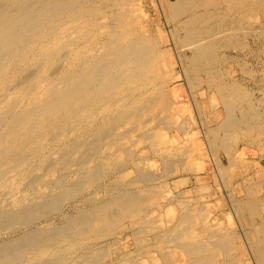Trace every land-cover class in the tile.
<instances>
[{
	"label": "bare ground",
	"instance_id": "6f19581e",
	"mask_svg": "<svg viewBox=\"0 0 264 264\" xmlns=\"http://www.w3.org/2000/svg\"><path fill=\"white\" fill-rule=\"evenodd\" d=\"M214 1L215 0H176V6L167 3L170 1L166 3L170 4V6L172 5L169 8L172 14L180 16L182 10L178 9L179 5L182 6V9L188 7L185 11L190 12H192L194 8H197V6H201L202 8L216 7L215 9H217L218 5L215 4ZM219 1L232 2L234 9H242L243 6L241 4H243L244 7L246 4V8L254 10V6L257 7L258 4L264 0ZM138 3L139 0H0V220L6 219L11 222V219L13 220L16 218L17 220L18 217L25 218L31 210L37 209L40 211V209L36 208V205L43 201V199L55 197V192L58 191H51L50 193L49 189L46 187V182H43L46 179L42 180L45 176L44 170L51 164L50 160L62 162L67 169L64 171L66 172L65 174L68 173L69 175L70 171L77 170L73 167V164L85 167V165L88 166L91 162L95 163L102 160L112 161L111 159H116L119 161L122 156H127V154H129V144H131L134 131L142 127L147 128V126L160 121H162L161 123H174L172 120L176 113H185V115L188 113V120H192L191 123L193 124V119H191V108L196 110L197 114L204 110V103L206 100H196L190 87L188 92L174 91L171 97H169V94L163 93L161 89L162 81L158 78L157 72L159 71L157 67H159V65L166 66L165 63L170 62V60L167 59L168 57L163 53H157L153 50L156 45L151 43L153 41L149 39V31L145 17L148 12L144 15ZM249 3L251 4L249 5ZM161 7L160 5L159 12L164 19V12L162 13L163 9ZM192 14L193 13H190L184 20L182 19V23L178 21L180 23L179 25L186 28V30L184 29L183 38L187 43L183 45L185 46L184 49L190 52V55L187 57V60L190 61L189 63L192 66L190 72L192 73V70L199 71L205 69L209 76L208 78H211L210 80H217L218 74H214L211 68H206L207 65L205 67L203 62H198L201 56L208 57L211 49L199 42L201 41L200 36L202 35L200 34L201 28L199 30L201 26H199V24L201 22L199 21V15ZM176 18L173 16L171 20ZM165 20L168 19L165 18ZM210 21L212 20L210 19ZM102 35L107 36V41L105 43H99V38ZM211 43L213 45V42ZM182 60L184 59L177 53L175 63L181 68H179V70H181L180 77L183 81V79L185 80V68L181 65ZM76 62L82 63V67L79 70L74 69L72 66V63ZM171 65L174 64L171 63ZM57 66L60 67L59 70ZM62 68L65 71L63 74L59 72ZM55 74H58V76H55ZM53 75L56 79L53 78ZM52 78L54 80H52ZM195 93H197V91ZM216 93H218L217 98H219L220 103L230 117L228 128L235 127L237 121L232 117L234 101L245 99L248 92L243 91L238 86H220ZM210 101L212 100H208L207 102L210 103ZM175 105H179L182 108L176 110V113H173V107L176 108ZM111 113H114V115L111 116L112 118L107 119L109 118L108 115H111ZM49 121L51 122V127H49L51 128V132H45L43 126L45 123H49ZM238 122L242 125L245 124L243 120H238ZM101 123L104 124H102L103 129L102 132L99 133L98 138L92 139L93 137H91L93 142L94 140L96 141V144H93L91 142L92 140L89 139L93 146L95 145V149L88 144V141L84 146L86 147L84 150H82L84 148H82L84 142L82 143L79 139L73 141L76 143L72 145L70 142L71 140L68 141V139H71L76 133L85 136V133L96 124L98 127L96 128L99 130L101 127H99L98 124ZM168 127L169 129L171 128L170 126ZM161 133L149 132L151 137L163 139ZM93 134H95V132H93ZM195 134V132L186 134V139H184L185 144H189L190 150H188V152L190 156L203 154L201 151L202 144ZM150 135H148V137H150ZM151 137L149 139H151ZM166 138H168V136ZM81 139L83 140V138ZM169 139L171 138L169 137ZM132 140L134 141V139ZM174 143L177 144L176 141H174ZM52 144L55 146H63L62 148L60 147V151L58 150L59 153H57V156L54 153L55 146H51ZM169 144V142H163L166 148ZM163 145H161L160 148H162ZM157 148L159 149V147ZM158 149L156 150L158 151ZM222 149L228 151L229 147L224 144ZM176 150L180 152L181 149ZM159 151H161V149ZM170 154L171 153H169L168 156ZM179 157H181V155ZM170 159L169 161H171ZM108 162L109 161L106 162V167H108ZM167 164L170 165V163ZM101 166H103V164ZM164 166H166L165 163ZM94 171H96V169ZM36 174L38 176L33 179L32 176ZM60 175L62 174L58 176ZM49 177L46 178L52 182ZM84 177L82 179L83 181L86 180ZM66 178L64 179L66 180ZM56 180L59 182L62 181L61 178L60 180L55 179V181ZM149 180L151 181V179ZM25 182H33V184L27 187H21V184L23 185ZM68 185L61 183L60 190H68ZM57 187L59 186H56V188ZM74 188L76 187L74 186ZM32 191L35 193L34 195ZM148 191H150V189ZM5 192L6 194L3 195ZM29 194L35 196L34 200H30V202H28ZM155 194L157 193H154V195ZM129 195L134 194L130 193ZM118 198L119 197H117L116 201H113L110 206L103 209V207H105L104 205L101 208L102 210H99L100 212L97 214L95 213L96 215L92 217H87L85 219L81 214L83 216L81 218L82 220H76L77 222L71 224L69 230L65 228V230H68L67 232H64L60 238L50 240V243L43 241V238L47 235L46 233L45 235H41L42 233H34L33 235H29L25 240L17 243L13 240L12 242L0 245V264H58L62 259L65 258L66 260L73 252V255L75 254V249L78 245L74 242L73 238L76 236H79V238L81 236L83 237L92 230L98 233L115 232V229L125 220L130 221V227H133L134 230L138 232L136 238L134 237L136 233L134 236L132 235L135 238H133L135 244L153 236L154 230L155 232L159 231V233L165 231L166 227L160 226V224L156 229L154 227L153 230H141L142 226L148 224L150 220L152 221V217L147 216L145 211L149 207L159 206V197H154L153 199V197L149 195L147 199H139L132 196H128V198L125 196L123 198ZM106 204L109 205L108 202ZM196 204L198 205V203ZM55 205L57 206V204ZM179 206L183 209L186 207L185 202H183L182 205L179 204ZM34 207L36 209H33ZM191 211L187 210L184 212V215H181L179 220L177 219L178 221L175 222V225L172 226L170 231L175 230V233L176 231H181L186 228V223L195 225L193 222L195 221V219L193 220L194 213ZM36 213H38V211ZM44 214H41V216ZM32 215L34 214L32 213L30 216ZM78 217L81 216L79 215ZM23 219H18L20 225L23 223L21 222ZM28 220L27 221L30 223V219ZM212 220L216 221L217 218H212ZM4 223L2 221V224ZM25 224L27 225V223ZM261 228L264 233V224ZM226 230H228V228ZM172 231L170 234L174 233ZM215 231L214 233H216ZM49 232L50 231L47 233ZM96 232L91 233L93 234ZM186 232H189V230L182 231L183 237L184 235H188ZM191 232L193 234V230ZM55 233L57 234L58 232ZM104 235L105 234H103V236ZM207 235L211 236V234ZM88 236L90 237V235ZM163 236H165V234ZM195 237L197 238V236ZM212 240L214 241H210L211 244L202 242L201 245H185L186 248H178L177 246V250L174 249L172 252L166 251L164 256H162V258L160 257L161 261L164 264H235V261L229 255L230 250L232 251L233 249H230V245L232 244L231 241L225 245L221 240L215 238ZM87 241L88 239L86 242ZM218 250L225 254V260H219V254H217ZM183 258L186 259V262ZM126 264L141 263L132 262Z\"/></svg>",
	"mask_w": 264,
	"mask_h": 264
},
{
	"label": "rangeland",
	"instance_id": "374dc122",
	"mask_svg": "<svg viewBox=\"0 0 264 264\" xmlns=\"http://www.w3.org/2000/svg\"><path fill=\"white\" fill-rule=\"evenodd\" d=\"M166 2L172 5L174 4V6L177 5L176 0H139L138 4L144 15L148 12L145 17L149 31V39L150 41H153L151 43L156 45L153 50L157 53H163L166 57H168L167 59L170 60V62L165 63L166 66L159 65V67H157V70L160 72L157 73L158 78L162 81L161 89L163 93L165 92L166 94H169V97H171V94L174 91L188 92L190 87L196 100H206L204 103V110L201 111V113L199 112L197 114L196 110L191 108L193 117H191V119H193L194 125L191 123L192 120H188V113V115H185V113H176V110H179L182 107L175 105L177 109L173 107V113L175 112L178 117L176 114L173 116L172 122L174 123L168 124L165 122L161 123L162 121H160L147 126V128L142 127L139 130L134 131L135 133L133 132L132 139L136 141L134 142L131 139L132 145L129 144L130 150H128L130 155L127 154V156H122V161H118L116 159H111L112 161L102 160L95 163L91 162L88 166L85 165V167L73 164V167L77 170L70 171L69 175L68 173L65 174L66 172L64 171L67 169L62 162L60 163L58 161L50 160L51 164L49 163L50 166H47V169L44 170V175L46 177L50 176L49 179L51 178L52 182H50L45 176L42 180L46 179L43 182H46V187L49 189L50 193L51 191L58 192H55V197H50L52 199L48 197L45 200L43 199L44 202L41 201L38 205H36V208L40 209V211L34 207L33 209L36 210H31L27 214V217H23L24 219L22 217H18V219H23L21 220V222H23L21 225L19 224L20 221H18V219L16 220V218L13 220L11 219L12 223L6 219L0 220V245L12 242L13 240L17 243L25 240L29 235H33L34 233H42L41 235H45L46 233L48 237L46 235L43 238V241L50 243V240L60 238L64 232H67L70 229L71 224L77 222L78 220H82L81 218L83 216L86 219L87 217L89 218L96 215L100 212L99 210H102L101 208L104 205L105 207H103V209L110 206L113 201H116L117 197L123 198L125 196L128 198V196H132L139 199H147L150 195L153 199L154 197H159L160 205L157 207H149L147 209L149 211H145L147 216L152 217V221L150 220L148 224L142 226L141 230H153L154 227L156 229L160 224V226L166 227L164 232L159 233V231L155 232L154 230L153 236L135 244L134 239L138 236V232L134 230L133 227H130V221L125 220L122 221L115 229V232L98 233L95 230H92L91 232L96 233L92 234L89 231L90 233L83 237L81 236L79 238V236H76L73 238L74 242L78 245L76 248L77 250L75 249V254L73 255V252L72 255L68 256L70 258L67 257L69 260L67 258L65 260L64 258L58 262V264H126L132 262L141 264H164L162 263L161 258L164 256L166 251L172 252L174 249L177 250V246L178 248H186L188 245H201L202 242L211 244L210 241H214L212 240L213 238L221 240L225 245L231 241L232 244L230 245V249H233L232 251L230 250L229 255L233 258L235 264H239V262L240 264H264V233L261 228L264 224V1L260 2L257 7L254 6V10L246 8V4L245 7L241 4L243 6L242 9H234L232 2L228 3L219 0L214 1L215 4L218 5L217 9H215L216 7L202 8L199 5L200 7L197 6V8H194V10L190 12L185 11L188 7L182 9V6L179 5L178 9H181L182 11L180 16L176 15L177 18L174 14H172V12H170L171 10L169 8L172 5L170 6V4H167ZM250 4L251 3H249V5ZM160 5L162 6L161 8L163 9L162 13L164 12V17L168 20H165V18L163 19V16L160 15ZM188 12L193 13L194 15H199V21L201 22L199 24V26L201 25L199 30L201 28L200 34H202L200 36L201 41L199 42L211 49L208 57L201 56L198 62H203L205 67L207 65L206 68H211L214 71V74H218V78L220 80L218 78L217 80L219 81L210 80L211 78H208L209 76L207 75L205 69H201L199 71H193L191 69L192 73L190 72V68H192V66L189 63L190 61L187 60L190 52L187 49H184L185 46L183 45L184 43H187V41L183 38L186 28L179 25L189 16L190 13ZM173 16L176 19L171 20ZM210 19L212 21H210ZM99 41V43H105L107 41V36H100ZM211 42H213V45ZM176 52L184 59L181 61L183 63H181V65L185 68V80L183 79V81L180 77V67L177 63H175ZM171 63L174 65H171ZM72 66L74 69L79 70L82 67V63H72ZM57 68L59 70L60 67L57 66ZM59 72L63 74L65 71L62 68ZM55 76H58V74H55ZM55 76L53 75V78L56 79ZM53 78L52 80H54ZM223 83L226 84L224 85ZM220 86H238L243 91L248 92L245 99L234 101L232 117L235 121H237L235 127L228 128L230 117L220 103L219 98H217L218 93L216 92ZM195 90L197 93H195ZM208 100L212 101L208 103ZM113 115L114 113H111V115H108L109 118L107 119L112 118L111 116ZM238 120H243L245 124H240ZM50 121L49 123H45L43 126L45 132H51V128H49L51 127ZM102 124L104 123L98 124V126L101 127L99 130L97 129L98 127L96 124L85 133V136L76 133L71 137V139H68V141L71 140L70 142L72 145L73 143H76L73 141H77L79 139L82 143L84 142L82 148L89 142L88 144L95 149V145L93 146V144H96V141L94 140L93 142L92 139L98 138L99 133L102 132L103 129ZM168 126L171 128L169 129ZM152 131L157 134L162 132L161 134L163 139L153 136L151 137L149 132L152 133ZM93 132H95V134H93ZM193 132L196 133V137L202 144V155L190 156V153L188 152L190 147L188 143H186L187 145L185 144L184 139H186V134H191ZM147 133L150 135L152 140L149 139L150 137H148ZM167 136L168 138H166ZM91 137L93 138L91 139ZM169 137L171 139H169ZM81 138H83V140ZM164 141L170 143L168 146L169 148L164 147ZM174 141H176L177 144L174 143ZM158 143L163 145L162 148L164 151L160 148L161 145ZM224 144L229 147L228 151L222 149ZM51 146L55 145L52 144ZM60 147L62 148L63 146H55L54 153L56 156L57 153H59L58 150L60 151ZM157 147H159V149ZM85 148L86 147L82 150ZM175 148L179 150L181 149L180 152ZM156 149H158V151ZM160 149L161 151H159ZM169 153L171 154L168 156ZM179 153L181 157H179ZM169 159L171 161H169ZM107 161H109L108 167H106ZM166 162L170 163V165ZM164 163L166 166H164ZM102 164L103 166H101ZM95 169L96 171H94ZM88 172L91 173L89 174ZM59 174L62 175L58 176ZM37 176L38 175L36 174L32 177L34 179V177ZM59 177L62 181H55V179L60 180ZM83 177L89 181L84 180L86 181L84 182L82 180ZM64 178H66L67 181ZM149 179H151V181ZM61 183L64 185L69 184L68 190H70H60ZM24 184H21V187H27L28 185L33 184V182H25ZM56 186L59 187L56 188ZM74 186L76 188H74ZM149 189L150 191H148ZM6 192L3 193V195H5ZM130 193L134 195H129ZM154 193L157 194L154 195ZM34 194L35 193H33V195ZM33 195H28V202H30V200H34L35 196ZM107 202L109 205L106 204ZM183 202H185L186 207L181 209L179 204L182 205ZM196 203H198V205ZM55 204H57V206ZM187 210H192L191 212L194 213L193 220L195 219V221L193 222L195 225H189L186 223V228L181 231H176V233L175 230H171L174 233L170 234L172 226L175 225V222H177L181 215L183 216L184 212ZM37 211L38 213H36ZM32 213L34 215L30 216ZM41 214L44 215L41 216ZM79 215L81 217H78ZM215 217L217 220H212V218ZM28 219H30V223L28 222ZM2 221L3 223L5 221V223L2 224ZM24 222L27 223V225ZM7 226L10 227L8 228ZM65 228L68 230H65ZM227 228L228 230H226ZM184 230H189L190 233L186 232L188 235L192 234L191 231L193 230V236L184 235V238L182 236V231ZM48 231L51 233H47ZM214 231L216 233H214ZM55 232L58 233L56 234ZM206 232L207 234H211V236L207 235ZM103 234L105 235L103 236ZM164 234L165 236H163ZM88 235H90V237ZM132 235H135V238ZM195 236H197V238ZM98 237L106 238L104 239ZM87 239L90 242H86ZM217 254H219V260H225L224 253L218 250ZM83 256L86 257L84 258ZM184 261L186 262V259Z\"/></svg>",
	"mask_w": 264,
	"mask_h": 264
}]
</instances>
